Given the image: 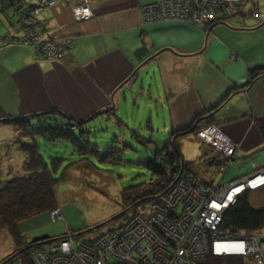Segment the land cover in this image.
Returning a JSON list of instances; mask_svg holds the SVG:
<instances>
[{
    "label": "crops",
    "instance_id": "1",
    "mask_svg": "<svg viewBox=\"0 0 264 264\" xmlns=\"http://www.w3.org/2000/svg\"><path fill=\"white\" fill-rule=\"evenodd\" d=\"M154 1L91 0L94 17L83 22L74 21L66 5L54 7V17L41 19L46 37L76 36L62 60L41 59L36 47L0 36V120L53 110L85 120L109 106L117 111L124 89L149 67L173 130L217 108L212 123L240 143L238 163L252 156L264 165V21L244 16L208 30L178 20L145 24L142 7ZM1 19L6 33L14 34V12ZM250 71L263 73L250 79ZM7 127L0 121V142ZM7 159L0 148V184L9 172ZM17 165L13 172L21 171ZM63 211L69 229L84 226L79 214L66 206ZM50 219L31 218L19 230L32 240L29 230Z\"/></svg>",
    "mask_w": 264,
    "mask_h": 264
},
{
    "label": "built area",
    "instance_id": "2",
    "mask_svg": "<svg viewBox=\"0 0 264 264\" xmlns=\"http://www.w3.org/2000/svg\"><path fill=\"white\" fill-rule=\"evenodd\" d=\"M70 1L25 0L20 4L17 27L25 31V44L35 45L39 58H62L67 47L73 44L46 37L38 16L47 6L69 4ZM250 1L158 0L142 7V17L145 24L182 20L204 27L206 22L246 13ZM73 5L74 21L94 17L91 0H75ZM253 14L263 16L260 11H253ZM8 38L15 40L8 35L6 43ZM198 132L208 142L224 148V156L228 159L239 148L217 124L204 125ZM225 157L218 177L214 176L209 182L199 181L181 162L173 173L172 188L145 210L132 208L117 222L103 225L100 230L66 232L44 248L35 249L33 264H202L201 257L209 254L254 256V263L264 264L263 231L247 230L238 236L220 231L225 211L238 196L264 187V165L260 166L250 156L244 162L250 163L251 170L228 178L231 162L236 157L227 163Z\"/></svg>",
    "mask_w": 264,
    "mask_h": 264
},
{
    "label": "rangeland",
    "instance_id": "3",
    "mask_svg": "<svg viewBox=\"0 0 264 264\" xmlns=\"http://www.w3.org/2000/svg\"><path fill=\"white\" fill-rule=\"evenodd\" d=\"M254 1L255 0L249 2V6L247 8L249 10L242 15L249 16L248 18L262 22L264 21V0H256L257 2L259 1V3L254 4L255 6L252 7ZM73 2H75V0H71L69 4H62L66 5L71 12L74 6ZM58 5L45 7L38 15L39 18L49 19L50 17H54L57 12V9L54 7H57ZM250 9L262 12L263 16L256 17L254 14L252 15L253 11L251 12ZM6 12H8V15H11L13 9L6 11L0 10V13L2 14L0 15V36H3L4 42L5 37L8 35L15 39L11 40L8 38L7 43L25 44L23 41L25 31L17 27L18 20L11 23L12 29L16 31L14 34H7V30L3 28L5 27L3 24L5 19H1V16H3ZM215 22H217V20L206 22L204 27H200L189 22L187 23L203 28L204 30H208ZM19 23L21 24V20H19ZM15 27L17 29H15ZM44 33L46 34L45 30ZM60 37L65 41L64 44H68L70 42L73 43L76 36L75 34H68ZM55 40L59 42L63 41L62 39ZM26 45H32L35 47L33 44ZM66 53H68V47ZM66 53L62 58L52 59L62 60L66 56ZM149 69V67L142 69L140 76L134 83V86L132 88L131 86H128L124 89L126 90L125 94H123V97L118 99L119 107L117 106V115L120 119L117 118V116L112 114L110 115V113H108L110 110L114 109L113 106H109L107 107L108 109H105L107 111H104L102 114L100 113L98 118H95L96 121H92L88 124V127H90L91 130L89 132L91 142L97 143L100 149H104L106 142L116 140L115 145L120 147L117 149L120 158V161L118 160L119 163L115 165H107L102 164L104 161H101L99 165H95L91 162V158L88 155L83 160H80V163L78 164H68V176L66 180H63L57 186V196L61 205L51 210L49 213L50 217H53L56 220L50 219L49 222L34 226V228L30 229L28 232L30 237L33 238L42 235L59 236L65 232L73 231L74 233L79 232V230L82 232L92 230L94 228L100 230V227H103V225L107 226L110 223L117 222L129 213L130 209H125V205L123 204L122 192L124 188L131 184L148 181L151 178L152 172L138 162L144 160L149 155L148 153L152 151L155 143H164V140L167 139L173 129L170 115L167 110H164L161 106L162 101L158 97L156 79L155 77H152L153 73L150 74ZM143 87L144 90H141ZM157 101H159V105H157ZM9 126L10 127H7L8 130L5 129V132L2 135L5 139L0 142V148L3 152H5V157L6 155L9 157L6 161L9 165L7 170L10 172L14 168L16 169V163L18 164L17 169L20 167L21 170L22 168L24 169L28 158L26 156L28 154V150L25 149L23 144L21 145V142L24 140L26 141L27 139H20L21 142L16 143V137L18 136L19 138L23 134L17 131L14 125L10 124ZM74 126L76 127L78 125L75 124ZM74 126H70V128H74ZM114 135L117 137L116 139ZM149 137L152 141L147 139ZM29 141H31V139H29ZM38 141L42 143L41 149L43 152L44 149L51 146L53 147V150L58 151L60 156H68V159L70 160L78 159L80 157L82 159L84 157H79L75 150H73L74 148L71 144L68 145L65 141L58 140L56 143L43 141V139H39ZM6 142L9 143V145L6 144ZM179 144L182 145L181 152L184 155L183 159L182 157L177 158L181 160L179 163L184 162V164H186V168L191 167L193 163L196 170L194 172L196 173H194L191 169L189 170L199 181H211V179L207 181L201 180V177H206L207 175H213L216 178L218 177L217 172L223 165V157H225L224 155L226 154L224 148L221 149L208 142L207 139L200 136L198 131H188V133H185L179 138ZM48 154L49 151L45 153L46 156ZM214 156L221 161L218 165L211 166L208 161ZM235 157H238V150L232 154L229 159L225 157L226 163L227 160ZM188 162H190V164H188ZM9 172H7V174H10ZM249 199L254 207H263L264 189L250 191ZM63 206L71 209V213L80 215L82 225H84L81 229L68 228V221L65 218ZM55 212L56 214H54ZM71 218H73V216H71ZM13 240L14 238L8 229L0 231V264H22V261L19 260L20 257L18 258L19 253L17 252V244ZM246 258L248 260L245 264H258V262H253L255 259L254 256H252V258L247 256ZM201 260H204V256L201 257Z\"/></svg>",
    "mask_w": 264,
    "mask_h": 264
},
{
    "label": "trees",
    "instance_id": "4",
    "mask_svg": "<svg viewBox=\"0 0 264 264\" xmlns=\"http://www.w3.org/2000/svg\"><path fill=\"white\" fill-rule=\"evenodd\" d=\"M23 1L25 0H0V10L13 9L15 20H17L18 12L21 10L19 6ZM254 6L253 3L252 7ZM234 17H244V15L234 14L229 17L226 16L218 19L215 23H229L228 20ZM69 48L71 46L68 47V50ZM258 74L250 71V79ZM248 81L250 82V80ZM215 110H209V112L196 116L189 126L173 130L167 139L164 140V143H155L153 145L152 151L148 153L149 155L138 162L152 172L151 178L148 181L131 184L124 188L122 197L125 209L145 210L149 204L157 201L159 196L171 187L173 173L181 166L179 165L181 160L177 158L182 157L183 159L184 156L181 152L182 145L179 144V138L188 133V131L197 132L202 126L212 123L211 114ZM104 111L107 110L95 111L85 120L71 118L58 110L44 114L9 116L0 120L8 122L9 125H14L16 130L23 134L21 135L23 138L16 137V143H20V139H27L21 142V145L23 144L25 149L28 150L26 155L28 158L24 169L22 168L21 171L17 172H13L14 170L10 171L9 176L7 174V178H4L0 184V231L8 229L13 236L17 244L18 258L20 257L19 260L22 261V264H32V252L35 249H41L49 241L60 238L64 234L46 236L38 240H28L20 232L19 226L26 220L49 214L51 210L61 205L57 196V186L63 180H66L68 176L67 165L71 163L78 164L80 160H83L88 155L91 158V162L95 165H99L101 161H104L102 164L107 165L119 163L120 158L117 149L120 147L115 145L116 140L106 142L104 149H100L98 144L92 143L90 139L89 132L91 130L88 124L96 121L95 118H98V115ZM108 113L119 118L115 108ZM75 124L78 126L75 127ZM70 126H74V128H70ZM114 137L115 139L117 138L115 135ZM39 139L51 143H56L58 140L65 141L68 145L71 144L79 157H84L70 160L68 156H60L58 151L53 150L51 146H48L43 152L41 149L42 143L38 141ZM147 139L152 141L150 137ZM6 144L9 145L7 142ZM47 151H49V154L46 156L45 153ZM220 161L214 156L209 159L208 163L212 166L218 165ZM231 165L232 170L228 172V178L246 174L252 168L248 161L240 164L237 159L232 161ZM189 168L193 172L196 171L193 163ZM249 192H243L238 196L236 202L225 211L220 224V231L223 234L238 236L247 230L263 231L264 206L254 207L250 202ZM247 260L243 256H216L209 254L204 258L202 264H245Z\"/></svg>",
    "mask_w": 264,
    "mask_h": 264
},
{
    "label": "water",
    "instance_id": "5",
    "mask_svg": "<svg viewBox=\"0 0 264 264\" xmlns=\"http://www.w3.org/2000/svg\"><path fill=\"white\" fill-rule=\"evenodd\" d=\"M47 235H42V236H38V237H35L34 240H38V239H41L43 237H46Z\"/></svg>",
    "mask_w": 264,
    "mask_h": 264
},
{
    "label": "clouds",
    "instance_id": "6",
    "mask_svg": "<svg viewBox=\"0 0 264 264\" xmlns=\"http://www.w3.org/2000/svg\"><path fill=\"white\" fill-rule=\"evenodd\" d=\"M91 20V19H90ZM88 21V20H87ZM236 160V159H235ZM188 169H190L189 167H188ZM236 176V175H235ZM264 188V187H263ZM262 189V188H261ZM258 190V189H257ZM249 191H253V190H249ZM66 233V232H65ZM224 256H230V255H224ZM232 256H237V255H232ZM246 258V257H245Z\"/></svg>",
    "mask_w": 264,
    "mask_h": 264
},
{
    "label": "flooded vegetation",
    "instance_id": "7",
    "mask_svg": "<svg viewBox=\"0 0 264 264\" xmlns=\"http://www.w3.org/2000/svg\"><path fill=\"white\" fill-rule=\"evenodd\" d=\"M213 112H214V111H212V114H211V115H212V116H211V118H212L211 120H213V119H214V118H213ZM214 120H215V119H214ZM175 130H176V129H175ZM172 131H173V129H172Z\"/></svg>",
    "mask_w": 264,
    "mask_h": 264
},
{
    "label": "bare ground",
    "instance_id": "8",
    "mask_svg": "<svg viewBox=\"0 0 264 264\" xmlns=\"http://www.w3.org/2000/svg\"><path fill=\"white\" fill-rule=\"evenodd\" d=\"M172 186H173V185H171V187H170L169 189H171V188H172ZM169 189H168V190H169Z\"/></svg>",
    "mask_w": 264,
    "mask_h": 264
}]
</instances>
